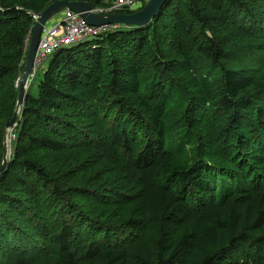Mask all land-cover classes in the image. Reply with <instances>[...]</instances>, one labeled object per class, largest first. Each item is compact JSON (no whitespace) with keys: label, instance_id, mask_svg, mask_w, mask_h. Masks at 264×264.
I'll return each mask as SVG.
<instances>
[{"label":"trees","instance_id":"trees-1","mask_svg":"<svg viewBox=\"0 0 264 264\" xmlns=\"http://www.w3.org/2000/svg\"><path fill=\"white\" fill-rule=\"evenodd\" d=\"M48 1L49 3L40 11V14L50 4L59 0ZM69 1L87 2L93 9L102 5L101 0ZM256 1L171 0L145 27L121 26L114 32L102 35L98 40L80 43L54 53L48 62L43 78L37 85L36 94H26L21 111L22 117L15 129V138L12 141V158L5 171L0 175V209L6 210L4 207H16L15 204H21L23 199L20 194H34L35 184L31 182L32 179L42 186L53 184L51 183L53 178L48 175L43 166L37 163V158L33 155L34 147L60 153L67 147L69 141L84 142L88 138L90 127L88 122L82 126L76 120V116H73L74 112L71 109L82 106V102L88 98V89L95 83V73L103 72L104 52L111 49L116 55L120 51L132 49L135 52L134 60L136 61L128 63L123 68L124 71H118L117 75V70L111 72L108 90L112 94L113 107L107 108V110L112 114L110 116L112 119L119 120L121 114L117 106L128 107L129 110L138 109L140 113L135 114L145 116V119L137 116L145 131L143 145L136 154H132V150L137 145L134 144L135 139H131L130 134L138 138L141 135L137 131L131 132L125 129L122 124L113 130L109 137L106 135L104 141L116 147L113 151L121 155L125 170L131 175V171L139 173L132 176L135 180L138 181L137 178H143L144 174L151 173L150 178L153 185L162 190L174 204L179 199L187 204L186 199L196 192L197 197L205 204H209V200L213 199V204L216 207L205 206L196 210L200 214H205L206 211L210 212L200 220L197 235L210 238L212 248H216L219 243H222L224 247L227 246L226 254H229L230 250L234 249L239 242L250 241V236H248L250 227L247 224L249 221L247 222L246 219V224L243 225L244 219H240V213L241 215L244 212L250 213L253 215L251 220H258V225H264V144L262 142L264 130L259 128L253 131L249 127L260 122V116L256 109L248 113H244L242 110L247 105L264 101V69L238 72L223 67L222 61L225 60L228 53L221 45L209 38L207 32L214 35L216 30L228 23L230 14L237 11L242 13L243 22L257 27L259 33H264L262 25L264 24V13L257 8ZM2 5L5 4L2 3ZM30 8L27 5L23 12L12 9L7 13H0V24L3 23L2 17L8 16L15 21L20 20L18 24L21 25L20 28L19 26L11 28L8 33L7 45L9 49L6 51V58L10 62L15 60V63H0V88L5 86L3 79L16 72L26 56V44L30 36V29L32 24H35L32 23V17L26 14ZM167 16L172 17L181 29L191 31L197 28L203 34L205 41L202 42L196 35H193L187 40V50L181 43L165 44L166 39L158 37V29L161 28L163 34H166L168 29L162 20ZM150 44L153 56L157 55L160 59L176 56L181 60L185 59L183 65L187 67L190 64L189 60L200 57L219 70L223 92L215 106L231 113L226 121L234 120L233 126L240 124L237 128L238 133L231 132V129H226L225 136L216 130L206 132V137L212 140V144L222 150L218 149L217 151L220 152L219 158L223 160V164H207L202 161L203 158H207L203 156L199 162L190 165L191 162L183 160L178 152L166 154V122L172 113L168 105L171 96L163 89H159L157 95L152 98L151 87L142 89V81L139 76L143 68L147 66L148 60L146 57L148 51L143 50L146 45ZM250 49H254L255 53L264 51V45H257L253 48L246 47L243 52ZM229 52L231 53V51ZM121 78L125 80V85H121ZM123 86H129L126 88L131 89L135 96L129 102L123 101L121 98L116 99L117 94L114 90L119 87L124 88ZM193 86H195L196 93L188 99L191 103L187 104L185 110L191 112L196 118L197 114L207 107L205 103L196 102V99L200 96L206 100L211 94L207 86L202 87L199 82L194 83ZM191 104L196 106L190 107ZM185 105L186 103L179 105V109L182 110ZM84 107V110H80L88 121L87 113H94L90 105ZM12 116L13 110L3 109L0 113V120L4 121V126ZM243 121H246V125H242ZM262 127L264 126L262 125ZM239 145H241V149H238ZM246 145L248 152L244 149ZM110 154L116 156L114 153L110 152ZM2 162L3 148L0 145V167ZM50 193L54 198L66 200L69 197L68 192L61 189L59 185H53ZM231 197L234 201H239L235 202V208L233 207L234 224L228 222L225 217L229 213L224 212L225 205ZM190 206L191 204L187 207ZM172 219H174L173 215L168 213V217H162L154 224H158L159 228L157 235L160 259L156 264H176L181 253L188 250L191 242L197 237L193 233H180L178 239L175 240L177 233L170 232L169 227ZM85 222L87 221L83 222L77 219L74 220V223L63 222L60 230L49 235L48 241L57 247V252L49 259L48 264H88L99 257L104 261L103 264H121L127 259L129 246L118 247L120 237L114 234L106 235L103 242L106 245L103 250L98 245L94 246L95 239L88 245L72 244L73 241H77L80 236L84 235L81 223L85 226ZM122 225L128 228L134 226L137 229L143 226L140 219H128ZM78 235L79 237H77ZM262 235L257 240H253L255 247L246 256L245 264H260L259 262L264 260V234ZM98 243L100 242L98 241ZM223 246L211 251L212 255L204 257L201 264H213L218 258H224V255H220ZM35 251L34 245L12 248L6 254L5 260L12 264H28L32 252ZM164 252L168 254L165 259L161 256Z\"/></svg>","mask_w":264,"mask_h":264},{"label":"rangeland","instance_id":"rangeland-1","mask_svg":"<svg viewBox=\"0 0 264 264\" xmlns=\"http://www.w3.org/2000/svg\"><path fill=\"white\" fill-rule=\"evenodd\" d=\"M2 3L5 5L3 6ZM48 3V0H0V13L4 14L12 9L23 12L24 7L29 5L31 8L28 12L26 11V14L32 17V23H34V17H38L40 11ZM101 3L103 6H98L95 9L107 5L106 0H101ZM255 3L257 8L264 13V0H257ZM92 12L95 13L93 7ZM3 17L1 20L3 23L0 24V63L12 64L15 63V60L10 62L6 58V51L9 49L7 37L11 28L18 26L20 28L21 25L18 24L20 20L15 21L8 16ZM241 17L242 13L232 12L225 26L216 30L214 35L207 32V36L221 45L228 53L225 60L222 61L223 67L238 72L264 69V51L255 53L254 49H250L243 52L246 47L253 48L257 45H264V33H259L257 27H252L243 22ZM162 22L168 30L166 34H163L162 29L159 28L158 37L166 39L165 44L167 45L181 43L183 48L187 50V40L193 35H196L200 41H205L203 34L197 28L191 31L181 29L178 23L169 16L165 17ZM262 25L264 27V24ZM29 38L26 44V54ZM165 48L167 47L165 46ZM143 51H148L147 55L145 53L148 60L147 66L139 74L142 89L151 87L152 98L157 95L159 89H163L171 96L168 105L172 113L166 122V154L178 152L183 160L191 162L190 165L199 162L203 156L207 157L202 159L207 164H223V160L219 158L220 152L217 151L218 149L219 151L222 150L212 144V140L206 137V132L216 130L225 136L226 129H231V132L238 133L239 123L233 126L234 120L232 122L226 121L231 113L215 106L223 92L219 70L200 57L189 60L190 64L187 67L183 65L186 60L183 59V61L176 56L160 59L157 55L153 56L151 44L146 45ZM134 54L132 49L120 51L116 55L111 49L104 52L103 72L95 73V83L93 82L94 86L91 85L88 89V98H85L82 106L71 109L74 112L73 116H76V120L82 126L88 122L90 127L88 138L84 142L69 141L67 147L60 153L34 147L33 155L37 158V163L43 166L48 175L53 178L51 181L53 184L42 186L32 179L31 182L35 184L34 194H20L23 199L21 204H15L16 207H4L6 210L0 209V264H12L5 260L6 254L12 248L32 247L33 245L36 251L32 252L28 264H48L49 259L57 252V247L48 241L49 235L60 230L63 222L74 223L76 219L87 222H85V226L81 223L84 235L79 237V234L78 240L73 241L72 244L88 245L95 239L94 246L98 245L103 250L106 245L103 243L106 235L114 234L120 237L118 247L129 246L127 259L121 264H156L160 255L158 256L157 235L159 228L158 224L154 225L155 222L162 217H168V213L172 214L174 219L171 220L169 227L170 232L177 233L175 236V240H177L180 233L197 235L200 220L208 213V211L205 214L196 212L199 207H216L213 204V199L209 200V204L202 202L197 197V192L186 199L187 204L179 198V201L174 204L162 190L153 185L150 178L151 173L144 174L145 177L143 178H137L138 181L135 180L132 176L139 173L131 171V175L125 170L121 155L113 151L116 147L104 141L106 135L109 137L112 131L122 124L125 129L131 132L137 131L141 135L138 138L130 134L131 139H135L134 144L137 145L132 150V154H136L143 145L142 140L145 131L142 129V123L138 120L140 115L135 114L140 113L138 109L129 110L128 107L117 106L121 114L119 120L112 119L110 117L112 114L108 113L107 110V108L113 107L112 94L108 90L111 72L117 70L116 75L118 71L123 72V68L128 63L136 61ZM51 57L41 63L35 72L32 69L28 83V95L36 94L37 85L43 78ZM25 61L26 56L21 61L22 64L19 65L18 70L3 79L5 86L0 88V113L5 108L13 110V113L17 109L16 96ZM111 62L113 65L109 64ZM32 76L34 77L32 78ZM120 80H122L121 85H125V80L123 78ZM198 82L202 87L207 86L211 95L206 100L200 96L196 99V102L205 103L207 107L194 118L193 114L186 112L185 109L187 104L191 103L188 99L196 93L193 85ZM123 87L114 90L117 94L116 99L121 98V100L128 102L134 99L132 90L126 88L129 86ZM183 103L186 105L181 110L179 105ZM85 105H90L94 113H87L89 115L88 121L83 117V112L80 110H84ZM195 106V104H191L190 107ZM254 109L258 111L260 122L249 127L253 131L259 128L264 130L262 127V125L264 126V101L247 105L242 112L248 113ZM21 111L22 107L19 111V121L22 117ZM141 115L143 116V114ZM144 119L143 121H145ZM242 125H246V121H243ZM16 127L12 131H8V135L5 137L4 121L0 120V145L3 148V156L6 152L7 164L12 158L11 138L13 135L15 138ZM262 142L264 144V137H262ZM239 146L238 149H241V145ZM244 149L245 151L248 150L247 145ZM246 155L248 156V154ZM248 158L250 159L249 156ZM53 185H59L61 189L68 192L69 197L66 200L52 197L50 190ZM235 202L239 201H234L231 197L224 209L225 213H229L225 218L233 224L235 223ZM188 203L191 204L190 207H187ZM251 217L253 215L250 213L244 212L242 215L240 213V219H244L243 225L246 224V219L247 222L249 221L247 224L250 227L248 230V236L251 237H249L250 241L242 240L243 242L236 244L234 249L226 254L227 246L224 247V244L219 243L218 247L212 248L211 239L199 234L191 242L190 248L181 253L176 264H201L204 257L212 255L213 252L211 253V251L222 246L220 255H224V258H218L219 260H215L213 264H245L246 256L255 247L253 240H257L264 234V225H258V220L253 221ZM128 219H140L143 226L138 229L134 226L123 227L122 223ZM43 236L44 239H42ZM70 247L72 246L70 245ZM166 255L168 254L164 252L161 256L165 259ZM103 262L99 257L88 262V264H103ZM259 263L264 264V260Z\"/></svg>","mask_w":264,"mask_h":264},{"label":"water","instance_id":"water-1","mask_svg":"<svg viewBox=\"0 0 264 264\" xmlns=\"http://www.w3.org/2000/svg\"><path fill=\"white\" fill-rule=\"evenodd\" d=\"M171 0H144L142 9L134 13H112L95 14L92 12L91 4L87 2H77L69 0H59L50 4L38 17L31 30L29 44L26 54V61L19 80L17 94V109L12 118L5 124V137L8 131H12L19 123V111L23 107L26 98L28 83L34 65L35 53L38 47L43 27L58 13L63 10H70L80 14L89 25L101 27L107 25H118L119 27H145L154 19L163 7ZM6 153V152H5ZM4 153L3 162L0 167V175L7 167V159Z\"/></svg>","mask_w":264,"mask_h":264},{"label":"built area","instance_id":"built-area-1","mask_svg":"<svg viewBox=\"0 0 264 264\" xmlns=\"http://www.w3.org/2000/svg\"><path fill=\"white\" fill-rule=\"evenodd\" d=\"M107 5L94 9L97 14L134 13L142 9L143 0H106ZM39 17V16H38ZM34 17V20H38ZM118 25L94 27L80 15L63 10L53 17L44 27L35 53L33 72L38 70L54 53L85 42L98 40L102 35L114 32ZM34 76H32L33 78ZM14 135L12 136L13 141Z\"/></svg>","mask_w":264,"mask_h":264},{"label":"bare ground","instance_id":"bare-ground-1","mask_svg":"<svg viewBox=\"0 0 264 264\" xmlns=\"http://www.w3.org/2000/svg\"><path fill=\"white\" fill-rule=\"evenodd\" d=\"M144 1V0H143Z\"/></svg>","mask_w":264,"mask_h":264}]
</instances>
